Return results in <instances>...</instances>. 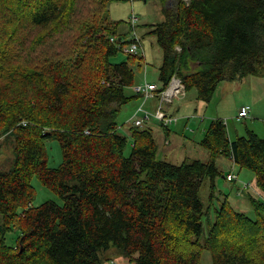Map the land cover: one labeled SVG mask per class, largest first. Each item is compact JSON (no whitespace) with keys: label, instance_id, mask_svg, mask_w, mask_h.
Segmentation results:
<instances>
[{"label":"trees","instance_id":"trees-1","mask_svg":"<svg viewBox=\"0 0 264 264\" xmlns=\"http://www.w3.org/2000/svg\"><path fill=\"white\" fill-rule=\"evenodd\" d=\"M119 1L0 0V264H105L113 246L135 264H201L204 251L213 264H264V137L232 141L213 120L201 141L210 162L176 166L160 160L149 126L123 131L117 118L142 98L134 86L146 56L117 47L132 33L107 16ZM166 14L160 90L177 74L209 103L222 82L264 76V0H178ZM190 58L205 67L185 74ZM53 140L58 168L48 165ZM219 158L254 174L255 219L227 198L204 207ZM35 177L64 205L34 206Z\"/></svg>","mask_w":264,"mask_h":264},{"label":"rangeland","instance_id":"rangeland-1","mask_svg":"<svg viewBox=\"0 0 264 264\" xmlns=\"http://www.w3.org/2000/svg\"><path fill=\"white\" fill-rule=\"evenodd\" d=\"M188 4L187 1L183 0ZM168 3L172 7H176L178 0H168ZM166 5L162 3L161 0H121L117 3H112L108 7V14L110 22L112 23H121L118 26L119 31L131 30L130 29V20L131 15L134 12L139 18V22L136 25V31L142 42L144 52L148 53V70L149 77L155 81L156 80V70L160 65L165 61V55L161 57V34L157 30L159 25L163 24L166 21ZM175 9V8H174ZM160 47V48H159ZM146 54V53H145ZM145 67L143 66L142 70L136 72L138 78H141L145 75ZM185 74L186 71L184 72ZM177 75V74H176ZM239 86H236L237 89L232 91L229 96V99L221 100L217 105V100L219 96L220 89L218 93L214 95L212 100L207 103L209 106V114L206 115L205 112H208V109L199 111L198 113L194 110H191V116H187L188 111L183 105L181 108L176 111L173 115L170 114L175 109H178L182 103L194 102L195 96L198 94L196 89H191L187 91V95L184 99L177 100L172 105H166L165 110L169 115L179 118V123L164 129L161 125L155 121L150 123L152 125L151 131H161L162 133L170 135L169 140L172 141V144H165L161 142L157 137H154L158 143L160 152L164 153V156H160V160H164L169 164L176 166L182 165L184 162L192 163L194 161H202L204 163L210 162L211 157L208 151H206L201 146V139L196 138L197 133L201 134L203 131H199V126L196 127L198 121L201 122L197 114L204 116L206 130L209 128L215 118H220L225 121L228 128L229 136L232 140H237L241 137L247 136V130H255L256 134L264 137V120H257L251 116V118L246 120L238 119V109L242 103H248L251 106L263 107L264 108V76H249L243 81H239ZM142 102L133 101L128 105H125L121 114L117 118L119 126L124 128L123 131L130 129L131 127V118L134 114V111L140 106ZM157 101L154 99L149 100L147 108H150V105H156ZM218 116V117H212ZM197 118V119H196ZM196 119L195 125H192V120ZM251 119V120H250ZM186 121L187 125H184ZM192 121V122H191ZM191 122V123H190ZM149 124V125H150ZM121 128L120 131L123 129ZM202 129V128H201ZM193 130H195L193 132ZM199 138V139H198ZM177 139V141H176ZM48 157H49V167L58 168L63 162V155L60 143L57 140H53L47 145ZM1 153V149H0ZM0 168L2 170L8 168V162H5V159H0ZM217 169L219 171V176L215 180L216 190L212 188V181L206 180L203 183V186L200 190V200L204 204L205 208L213 206H219L225 202L227 198L230 204L235 208V206L242 212L247 214L248 217L256 218L255 210L249 200V197L246 196V192L249 190H243V185L250 184L249 182L255 181V176L253 173L241 169L238 165L231 164L228 159L219 158L217 160ZM235 173L239 176L237 182H228L226 176L229 173ZM243 182V183H241ZM32 185L36 189V198L34 201V206H40L46 202H54L59 206L64 205V201L54 192L50 191L48 188L44 187L40 180L35 177L32 181ZM242 191V192H241ZM241 192V193H240ZM210 199H213L210 202ZM1 222V217H0ZM213 222V220H212ZM204 232L200 237L201 242H205V238L209 231L208 222H204ZM19 232L12 230L6 237V242L9 246L15 247L18 241ZM193 240L196 237L192 238ZM106 257L108 258L105 264H111L116 262L117 264H135V262L127 257L122 250L112 247L107 253ZM201 264H213L212 255L208 251L202 253Z\"/></svg>","mask_w":264,"mask_h":264},{"label":"built area","instance_id":"built-area-1","mask_svg":"<svg viewBox=\"0 0 264 264\" xmlns=\"http://www.w3.org/2000/svg\"><path fill=\"white\" fill-rule=\"evenodd\" d=\"M185 1H187L189 4L191 0H185ZM130 22L132 25V33L130 34L127 40L129 41V43L124 45L121 42V44H118L117 47L119 50H122L125 54L145 56L142 47V42L136 31V25L139 22V18L134 12L131 15ZM112 41L115 42V39H112ZM181 50H182L181 47L176 48V51L179 53L181 52ZM134 91L142 96L141 98L142 103L137 108V110L135 111L134 115L131 118V122L134 124L135 127L144 128L152 121H156L159 124H163L164 126L167 127L179 123V118L169 115V113H167V111L165 110V106L172 105L174 104L175 101L184 99L186 97L187 88L183 79L180 76L174 75L170 80L167 88L164 90H160V87H158L156 84H151L145 81L142 85L135 86ZM151 99L157 101L155 112L149 111L146 107L147 102ZM249 118H251V107L244 106L239 112L238 119L242 120ZM23 125H26V123H23ZM226 179L228 182H237L239 176L231 172L226 176ZM246 189L247 190L251 189V185L250 184L243 185L242 191ZM111 264H117V263L112 262Z\"/></svg>","mask_w":264,"mask_h":264},{"label":"crops","instance_id":"crops-1","mask_svg":"<svg viewBox=\"0 0 264 264\" xmlns=\"http://www.w3.org/2000/svg\"><path fill=\"white\" fill-rule=\"evenodd\" d=\"M166 11H169V12H171L175 7H172V6H170L169 5V3L167 2V5H166ZM166 19H167V14H166ZM142 47H143V45H142ZM160 48V47H159ZM160 50H161V57H163L164 55H165V51H164V49L163 48H160ZM143 51H144V49H143ZM144 53H146L145 54V56H146V62H145V64L144 65H146V67H145V75L143 76V77H141V78H138L137 77V75H136V86H139V85H142L145 81L146 82H148V83H151V84H156L158 87H160L161 86V84H160V82H159V69L163 66V64L162 65H160L159 67H158V69L156 70V72H155V74H156V80L155 81H153L150 77H149V73H148V71H147V75H146V69L148 70V67H149V64H148V53L147 52H144ZM189 65H188V67L187 68H185L184 70H183V72H185L186 71V73H195V72H197V71H200L202 68H204L205 67V65L202 63V62H199V61H195L193 58H190L189 59V63H188ZM143 65V66H144ZM143 68V67H142ZM236 86H239V88H240V83H239V81H225V82H222V83H220L219 84V86H218V89H217V91H216V94L218 93V90L220 89V92H219V96L220 97H218V100L216 101L217 102V105H218V103H220V101L221 100H224V99H226V100H228L229 99V96H230V94L232 93V91H235L236 89H237V87ZM135 87V86H134ZM184 100H185V98H184ZM195 100L196 101H194V102H189V103H182L180 106H179V108L178 109H175V111H173L172 113H170V114H174L176 111H178L180 108H181V106L183 105V107L185 108V105H186V110L188 111V114H187V116L186 117H188V116H191L192 114H191V110H194L195 109V112H199V111H203L204 109H208V112H205V114L206 115H210L209 114V106L207 105V103H205V102H203V101H201V100H199L198 99V94L195 96ZM139 102H142V100L140 99L139 100ZM149 103V101L147 102V104ZM147 104H146V106H147ZM141 105V104H140ZM156 106H157V103H156V105L155 104H153L152 106L150 105V108H147L149 111H151V112H155V108H156ZM244 106H250L251 107V116L252 117H254L255 119H257V120H264V108L263 107H257V106H255V107H253V106H251L250 104H248V103H242L241 104V106H240V108L238 109V117H239V112L241 111V109L244 107ZM137 110V109H136ZM135 110V111H136ZM135 111H134V113H135ZM168 113V112H167ZM134 115V114H133ZM198 116H196L197 118L199 117V119L201 120V122L200 121H198V123H197V125H196V127L197 126H199V131H203L201 134H199V133H197V136H196V138L197 137H199L200 139H201V141H202V139H203V137H204V134H205V131H206V128H205V123H203L202 121L204 120V116H202V115H200V114H197ZM212 117H218V116H213V115H211ZM196 118V119H197ZM196 119H194V120H192L191 122H192V124H191V126L192 125H195V121H196ZM218 119H220V118H215V120H218ZM252 119V118H251ZM250 119V120H251ZM180 120V119H179ZM220 120H223V119H220ZM240 120V119H239ZM246 120V119H245ZM156 122V121H155ZM190 122V123H191ZM152 123V122H151ZM158 123V122H157ZM150 124V123H149ZM147 125V127L148 128H150V129H152V125L150 124V125ZM184 125H187V123H186V121H184ZM187 126H190V124H188ZM190 126V127H191ZM202 128V129H201ZM165 129V128H164ZM248 130H250V129H248ZM195 130H193V132H194ZM253 132H255L256 133V131L255 130H252ZM125 133V132H124ZM153 133V135H154V137H157L161 142H164L165 144H172V141L171 140H169V137H170V135H168V132H165L166 134H164V133H162L161 131H155V134H154V132H152ZM198 138V139H199ZM230 140H232L231 139V137H230ZM176 141H177V139H176ZM232 141H235V140H232ZM161 155H163L164 156V153H160ZM249 183H251V186H252V188H253V182L251 181V182H249Z\"/></svg>","mask_w":264,"mask_h":264}]
</instances>
